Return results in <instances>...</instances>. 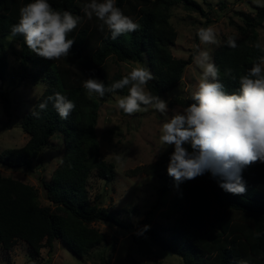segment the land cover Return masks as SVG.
Returning a JSON list of instances; mask_svg holds the SVG:
<instances>
[{"label": "trees", "instance_id": "16d2710c", "mask_svg": "<svg viewBox=\"0 0 264 264\" xmlns=\"http://www.w3.org/2000/svg\"><path fill=\"white\" fill-rule=\"evenodd\" d=\"M32 0H0V105L9 117L11 100L7 80L13 84L44 86L33 103L32 110L49 95L60 92L76 105L67 120H62L52 103L36 118L28 111L19 122L28 135L20 148L7 149L0 154V164L6 168L30 170L31 163L49 145L55 135L63 143L60 164L49 183L43 184L50 206L36 203L34 189L0 174V246L11 249L17 242L25 243L38 254L46 248L50 256L56 241H60L76 257H86L104 242V235L91 227L94 223L113 222L114 218L102 207V197L90 200L86 187L91 177L109 183L113 180L112 164L103 160L96 137L98 113L104 97L88 95L83 81L89 77L101 80L106 87L120 76L109 78L105 62L113 57L119 62L147 63L153 79L147 92L159 95L173 90L192 62L175 59L171 48L176 32L170 23L172 9L179 4L196 7L193 0H116L123 13L141 25L135 32L125 33L116 40L95 16L89 20L83 6L90 0H48L56 10H67L81 17L78 26L68 35L74 43L68 57L46 60L33 53L22 36L11 35V27L19 21V10ZM241 37L237 48H229L224 39L214 51L213 62L220 69V79L228 91L238 88V78L264 56L257 48V29L264 22V7H256L254 16L242 14ZM18 44V50L12 45ZM8 52L14 55L17 66L10 68ZM232 69V79L225 69ZM127 88L114 94L127 95ZM193 101L174 99L182 109ZM188 147V146H186ZM189 147V151H190ZM174 146L149 166L147 176L163 178L162 193L175 188L172 203L178 217L170 235L165 238L159 228L146 233L151 244L182 260L183 264H264V163L246 167L242 178L244 194H232L219 187V178L211 173L180 183L167 174V165ZM125 228L124 225H122ZM259 234V235H258ZM98 264H108L100 255ZM141 264V263H134Z\"/></svg>", "mask_w": 264, "mask_h": 264}, {"label": "rangeland", "instance_id": "374dc122", "mask_svg": "<svg viewBox=\"0 0 264 264\" xmlns=\"http://www.w3.org/2000/svg\"><path fill=\"white\" fill-rule=\"evenodd\" d=\"M193 1L196 7L179 4L171 11L170 23L176 32L171 55L183 60L191 57L192 62L186 67L178 86L164 96L169 116L175 110L182 111L172 101L176 98L191 99L199 81L200 70L193 62L196 46L210 50L213 58L214 51L224 39L241 37L239 28L242 14L254 16L256 7H262L258 6L256 0ZM209 25L216 31L219 43L200 45L197 29ZM257 32L259 44L264 49V22ZM12 46L18 50L17 43ZM7 58L10 68L17 66L14 55L8 52ZM138 66L148 68L146 62H119L113 57L108 58L104 65L109 78L123 77ZM11 86L9 117L0 105V154L7 149L20 148L27 142L28 135L20 129L19 122L44 90L41 84L18 86L8 79L7 87ZM119 96L122 95L112 94L102 103L95 129L100 154L105 162L114 167L113 180L106 183L91 177L86 187L88 198L93 200L94 196L100 195L102 207L114 218L113 222L91 225L104 235V242L86 257L78 258L60 241L55 242L50 256L46 248L36 255L19 241L9 250L0 246V264H98L100 255L108 259V264H183L177 256L151 244L145 234H135L144 225H150V228L163 231V237L167 238L178 217L172 203L175 188L162 193L163 178L157 175L150 177L145 172L170 147H161L159 140L160 127L165 118L152 108L129 116L116 106ZM62 152V139L55 135L32 161L29 171L24 168L10 169L0 164V174L31 186L36 203L43 207L50 206L43 184L49 183L60 164Z\"/></svg>", "mask_w": 264, "mask_h": 264}, {"label": "clouds", "instance_id": "9594fccd", "mask_svg": "<svg viewBox=\"0 0 264 264\" xmlns=\"http://www.w3.org/2000/svg\"><path fill=\"white\" fill-rule=\"evenodd\" d=\"M256 2L264 7L262 0ZM82 10L89 20L95 16L101 22L99 30L107 28L112 40L141 27L116 6V0H90ZM80 20V16L70 11L54 9L48 0H32L20 8L19 21L11 27V35L22 36L37 56L59 60L69 56L74 40L68 35ZM196 35L200 45L219 43L211 25L199 27ZM225 43L232 49L238 46L234 37ZM256 47L261 45L257 43ZM196 48L193 62L200 70V78L191 94L193 102L182 111L175 110L171 116L167 101L145 90L154 77L144 66L133 67L108 87L101 80L89 77L83 81V88L89 96L99 97L127 88V95L116 98V106L123 113L131 116L152 108L165 118L159 140L161 147L174 146L167 174L177 186L209 172L213 178H219V187L225 192L244 194L243 170L256 162L264 163V56L239 76L238 88L230 92L220 79V69L213 62L210 50L199 45ZM225 75L236 79L231 68L225 69ZM49 102L62 120H67L76 107L65 95L55 92L38 104L39 111L30 109L31 115L40 118ZM149 229L150 225H144L135 234L143 236Z\"/></svg>", "mask_w": 264, "mask_h": 264}]
</instances>
